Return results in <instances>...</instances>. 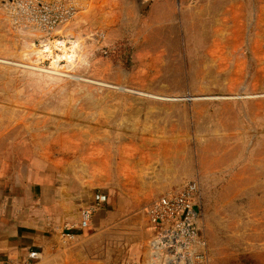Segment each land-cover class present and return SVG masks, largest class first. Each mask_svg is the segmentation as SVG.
<instances>
[{
    "label": "rangeland",
    "instance_id": "obj_1",
    "mask_svg": "<svg viewBox=\"0 0 264 264\" xmlns=\"http://www.w3.org/2000/svg\"><path fill=\"white\" fill-rule=\"evenodd\" d=\"M22 144L56 158L64 185L115 188L144 235L115 262L154 264L149 206L200 180L197 264H264V0H157L147 16L137 0H0V153ZM136 164L168 189L120 196L142 184L125 182ZM95 241L40 264H103Z\"/></svg>",
    "mask_w": 264,
    "mask_h": 264
},
{
    "label": "crops",
    "instance_id": "obj_2",
    "mask_svg": "<svg viewBox=\"0 0 264 264\" xmlns=\"http://www.w3.org/2000/svg\"><path fill=\"white\" fill-rule=\"evenodd\" d=\"M56 160L40 156L34 147L26 144L15 151L0 153V264L10 259L22 260L30 248L42 250L45 261L55 247L61 246V242L72 240L80 243L78 248H87L86 251L94 256L95 239H102L103 264H130L135 257L133 254H120L117 262L110 258L114 252L113 246L134 239L142 242L144 235L141 230H127L132 224L123 219L126 212L117 209L114 204L112 192L115 188L110 190L106 184L93 186L89 182L90 178L86 186L64 185L54 167ZM154 171L155 167L148 164H141L140 167L137 164L129 165L126 174L135 175V178L125 182L129 186H134L137 181L142 184H136L128 190L118 189L119 195L152 196L167 190L169 184L153 182ZM139 172H142L141 176ZM98 191L108 193L107 202L91 215L83 230L74 228L71 231L74 232L73 238L63 235L61 232L65 225L77 224L81 221L82 210L93 206L94 194ZM143 231L146 235L147 229ZM147 261L148 258L144 256L140 263L132 264H147ZM154 264H163L160 254H157Z\"/></svg>",
    "mask_w": 264,
    "mask_h": 264
},
{
    "label": "built area",
    "instance_id": "obj_3",
    "mask_svg": "<svg viewBox=\"0 0 264 264\" xmlns=\"http://www.w3.org/2000/svg\"><path fill=\"white\" fill-rule=\"evenodd\" d=\"M157 0H137L143 16H147ZM50 2V1H49ZM44 3V9H58L59 3ZM59 2V1H58ZM66 8H72L67 6ZM76 9H74L75 17ZM71 16V12L67 13ZM63 23V18L58 25ZM201 193L200 180L188 182L178 191L167 192L157 198L148 208L149 222L154 232L157 249L163 264H197L203 251L200 223L203 218L197 198ZM108 200L104 192L94 194V204L82 210V218L77 224L65 225L62 234L74 237V228L81 231L87 225L94 211ZM68 231V232H67ZM45 258L42 250L30 248L22 260H8L2 264H40Z\"/></svg>",
    "mask_w": 264,
    "mask_h": 264
},
{
    "label": "bare ground",
    "instance_id": "obj_4",
    "mask_svg": "<svg viewBox=\"0 0 264 264\" xmlns=\"http://www.w3.org/2000/svg\"><path fill=\"white\" fill-rule=\"evenodd\" d=\"M155 97H156V98H163V97H160V96H155ZM173 99H175V100H176V99H178V98H173Z\"/></svg>",
    "mask_w": 264,
    "mask_h": 264
}]
</instances>
